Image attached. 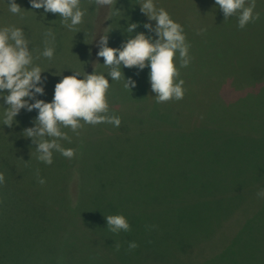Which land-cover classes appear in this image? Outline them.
Wrapping results in <instances>:
<instances>
[{
	"label": "rangeland",
	"instance_id": "374dc122",
	"mask_svg": "<svg viewBox=\"0 0 264 264\" xmlns=\"http://www.w3.org/2000/svg\"><path fill=\"white\" fill-rule=\"evenodd\" d=\"M212 1L154 0L157 8H164L171 18L183 27L186 42L190 45L189 55L191 57L189 65L183 68L180 67L178 53L174 59L179 71L177 82L180 79L184 81L183 88L185 92L183 99L157 103L156 94L151 90L149 67L146 66L144 69L139 70L136 67L127 68L121 66L125 79L131 78L136 84L134 88L130 85L129 91L124 87L125 81L123 78L118 81L111 80V77L107 75L110 69L103 65V58L97 56L100 34L108 35V47L112 48L121 47L122 43L126 42L130 36L134 37L136 33L142 32L146 36H152L153 39L156 38L154 32H149L143 27L145 23H150L153 27L156 24L154 20L149 21L140 11L139 4L143 0H116L115 6L112 7L98 6L92 0H81V7L87 9V12L83 23L77 26L79 32L70 31L64 27L58 14L45 13L43 8L33 9L29 0H15V3L22 8L18 14H13L9 11L8 0H0V27L16 26L22 28L24 33L27 34L30 49L36 46L44 48L45 32L49 29L53 32L55 52L51 60H43L41 69L48 72L46 74V76L48 75L47 77L45 74H41L44 81H52V85L55 87V84L60 81L62 76L71 75L73 71H81L86 74H92L95 71L105 74V78L110 83L106 93L109 103L108 115L119 116L121 123L118 127L110 123L84 124L81 129L77 130L79 135L73 133L70 128H64L65 132L71 137V143L62 140L60 143L63 147L76 150L77 142L84 141V144L89 148V150H84L83 154H79L76 151L72 159L63 156V160L68 159L67 162L70 168H73L72 161L76 165L77 162L80 163L81 158L88 159L89 165H94L98 160H101L100 163L106 162L108 159L117 160L116 154L114 157L106 156L104 153L109 151H104L103 149L114 140L118 142L126 139L132 140L130 143L131 156L125 153V163L123 164V168L125 171H130L129 173L143 172L145 174H153L154 171L159 172L163 168H170L173 165L175 169L180 167L184 172H187L191 167L198 166L199 161L193 160L190 156L178 158L181 155L179 154V144L166 142L163 137L164 132H173L174 129L183 123L188 126L196 124L197 117L194 113L203 104L205 108L213 105L225 106L228 104L230 97H234L232 100L235 103L237 102L235 99L243 103L246 96V87H249L253 80L259 79L261 74H264V61L262 60L264 57V44L258 43V46H255L256 43L253 40V37L258 36L260 28L254 30L251 35L246 34L239 37L238 42L232 43L235 40V33L229 27L227 19H224L222 10L215 3L213 5ZM114 7L121 11L116 14ZM259 12L260 10L254 11V13ZM232 17H235L238 21V14ZM255 22H259V19ZM129 23H137L139 26L132 33H127L126 28ZM232 29L237 31L238 26H233ZM75 33L78 35V42L73 43L74 41L69 39L73 38ZM32 38L34 39L31 40ZM257 49L262 51V55L259 56L257 54ZM41 50L43 51V49H40L37 52V56L40 55ZM72 50L78 51L73 52ZM229 72L230 76L227 78H219ZM213 74L215 77L213 76L204 81L205 78H208V75L211 76ZM77 78L82 79L83 77ZM262 81L263 83L257 94L258 96L262 95L259 98L260 101L254 99L249 104L253 110L259 111V117L256 116V112L251 122L258 124L249 126L252 129L250 132L254 134L255 131L253 129L257 127L256 130H258L264 126V80ZM211 91L214 92L210 94L209 92ZM217 98L224 100L225 103H218ZM51 101L52 99L49 102ZM0 104L2 105L1 101ZM229 112L234 114L233 106H230ZM240 119L242 122L249 121L245 113L240 118L239 116L231 117L233 123H237ZM197 123L203 126L201 122L197 121ZM256 134L257 136L259 135L258 132ZM16 135L11 145L12 149H17V145L20 142L18 137L21 134L18 133ZM233 138L231 134L226 133L223 136L219 131H216V136L212 135L211 137L202 133L194 145L197 144L199 146L198 151L201 153V150H205L201 144L202 142L220 141L222 145H218V147L223 149L226 147V143L232 141ZM172 139L170 137L167 138L169 141L174 140ZM22 143L26 145L27 150H30L33 144L31 138L26 137H24ZM53 156L62 155L59 152H54ZM141 159L144 160L141 161ZM195 159H197L196 156ZM76 167L78 168V165ZM53 171H49L50 175ZM221 177L223 181L218 183L215 181L216 176L211 177L212 183L208 184L210 189H218L220 195L228 185V182L225 184L228 178L226 176ZM239 177L241 180L244 179L242 175ZM137 185L136 181V186L134 187L137 188ZM234 187L243 188V185ZM220 206H224V203ZM95 207L97 206H91V209ZM248 207L249 209L244 210V212V207L241 206L232 215L221 218L218 222L220 226L217 233H215L214 237L209 238V241L197 238L195 240L196 245L186 251L176 250V248L168 250L166 252L168 255L164 256L163 259L168 258L169 260L166 259L164 262L167 264L168 261L169 264H208L207 259L210 256V252L208 251L209 246H207V243H213L214 238H218L221 233L227 232L225 241L238 237L234 243L236 245L235 248L248 247L252 244L256 247L253 250L249 249V252L246 253L244 250H235L233 246L232 250L242 256L238 260L244 261L247 259L244 255L250 254L249 260L251 262L261 258L263 260L262 264H264V202L259 216L251 215V212L261 208L259 201ZM155 208L160 209L161 207ZM146 209L148 210L149 208ZM8 210L12 216L10 215V219L6 220L7 223H2L0 227V264H44V249H39V252H36V248H33L31 243L34 236H36L34 224L16 219L13 207L9 206ZM71 210L73 209H69L68 206L64 205L60 216L66 219L64 222L59 223V228L60 230L62 229V232H57V234L53 235L55 241L47 235L44 237L48 241L47 254L51 255L54 252L59 253L64 249L67 250L66 253L64 252L65 259L62 257L64 259L62 264H128L127 255L130 253L127 251H125V257L110 256V244L113 238L109 239L107 236H113V232L108 230L107 224H101L98 220L89 218L93 210L85 212L80 210L75 211V213L71 212ZM149 219L154 223H160L163 217H161V214L156 216L153 213ZM177 220V218L174 219V223L179 227L180 223ZM257 226H260V228H256ZM251 230H253L252 233ZM244 233H246L248 238L240 239L242 235H244L242 237H246ZM193 236H196V234ZM155 238L159 246H157L156 250L149 252L151 256H156L158 253L163 252L165 242L169 239L165 233L160 232L156 233ZM68 243H71V245H68ZM230 243L229 241L228 246ZM222 247L224 248V246ZM217 251L221 252L223 249L220 248ZM37 254L40 255L39 258L36 257ZM252 254H256V258L252 259ZM238 260L227 261L226 264H242ZM45 264L48 263L45 262ZM49 264L51 263L49 262Z\"/></svg>",
	"mask_w": 264,
	"mask_h": 264
},
{
	"label": "trees",
	"instance_id": "16d2710c",
	"mask_svg": "<svg viewBox=\"0 0 264 264\" xmlns=\"http://www.w3.org/2000/svg\"><path fill=\"white\" fill-rule=\"evenodd\" d=\"M212 2L214 5L215 1ZM259 10L261 15L259 22H250L243 29L238 27L237 31L232 29L233 26H238L236 18H227L229 27L235 33V40L232 43L238 42L239 37L246 34L251 35L254 30L260 28L258 36L253 37V40L256 43L255 46H258V43L264 44V0H256L254 11ZM25 36L28 39L27 34ZM77 39L78 35L75 33L73 38L69 40L76 43L78 42ZM40 49L44 48L36 46L30 50L34 56V64L42 67L43 60H47V58L40 56L39 59H35ZM72 51L77 52L78 50ZM257 54L262 55V51L257 49ZM262 60L264 61V57ZM47 73V71H44L41 74L46 76ZM213 76L214 74L208 75V78H205L204 81ZM228 76H230V72L219 78L225 79ZM262 80H264V74H261L259 79L253 80L251 85L246 87V96L243 103H240L238 99H235L237 101L235 103L232 100L234 97H230L228 104L225 106L213 105L205 108L203 104L194 113L197 117L196 124L188 126L183 123L173 132H164L163 137L166 142L179 144V154L181 155L178 158L190 156L193 160L199 161L197 167H191L187 172H184L180 167L175 169L174 165L170 168L165 167L163 170L159 168L161 171H154L153 174L125 171L123 168L125 163L124 154L128 153L131 156L130 143L132 140L130 141V139L118 142L114 140L104 147V151H109L104 155L114 157L116 154L117 160L108 159L103 163L98 160L94 165H89L88 159L81 158L80 163L77 162L76 164L78 168L73 161V168H70L67 162L68 159L63 160V156H53V163L46 165L37 160L38 153L35 144H32L31 149L27 150L26 145L22 143L24 139L22 131L29 128V126H34L33 121L38 114V110L33 109L29 112L21 109L19 114L14 117L15 122L13 125L8 127L2 125L3 112L7 105L3 99H0L2 103V105L0 104V173L5 176L4 184L0 185V227L2 223H7L6 220L10 219L11 214H9L8 207H13L16 219L34 224L36 236H34L31 243L33 248H36V252H39V249H44V264L45 262L48 264L49 262L51 264H62L65 259L64 252L66 253L67 250L64 249L59 253L54 252L51 255L47 254L48 241L44 237L47 235L55 241L53 235L62 232L59 223L64 222L66 219L60 216L64 205L68 206L69 209H73L71 210L73 213L80 210H84L83 212L93 210L89 218L98 220L101 224H107L105 218L107 215L123 214L130 222L131 230L128 232L121 231L118 234L112 233L113 236L110 235L111 237L107 236L109 239L113 238L110 244V256L125 257V251H127L130 253L127 255L128 264H167L164 261L168 258L163 259V257L168 255L166 253L168 250L176 248V250L186 251L196 245L195 240L197 238L209 241V238L214 237L219 229V220L230 214L232 215L241 206L244 207V211L249 209V205H254V202L259 201L261 208L251 212L252 216H259L264 202V197L257 195L264 187V126L258 130H256L257 127L253 129L255 134L250 132L252 129L249 126L258 124L251 122L256 112V116L259 117V111L253 110L249 104L254 99L260 101L259 98L262 95L261 93V96L257 94L263 83ZM213 92L209 93L212 94ZM4 94H7L6 90ZM53 94L52 81L45 80L44 94L42 96L37 94L36 99L49 102L50 99H53ZM220 98H217L218 103H225ZM32 102L34 101L29 100V103ZM230 106H233L234 114L229 112ZM244 113L249 121L242 122L240 119L237 123L232 122L231 117L239 116L240 118ZM197 121L201 122L203 126H200ZM202 128L207 129L202 130ZM62 130L65 131L64 128ZM175 130L177 131L175 132ZM215 130L221 132L223 136L226 133L231 134L234 138L232 141L227 142L226 147L223 149L218 147V145H222L218 140V142H200L205 150H201V153H199V146L194 145L196 140L200 138L202 133L209 137L216 136ZM256 132L259 133L258 136ZM18 133L21 134L18 137L20 142L17 149H12L11 145ZM168 137L174 140L169 141L167 140ZM80 142H77L76 151L83 154L84 150H89V148L84 144V141ZM195 156L197 159H195ZM90 166L93 168L91 169ZM36 169L40 170V177L45 180L43 185L38 182ZM52 170L54 171L50 175L49 171ZM240 175L244 176L243 180L240 179ZM213 176H216L215 181L217 183L223 181L221 176L228 178V181H225V184L228 182V185L221 192V195L218 193V189L208 187V184L212 183L210 179ZM136 181L138 183L137 188L134 187ZM241 184L243 188L234 187ZM217 202L220 203L215 204ZM222 203H224V206L221 207ZM95 205L97 207L91 209V206ZM155 207L161 208L157 209ZM153 213L156 216L161 214L163 220L161 219L160 223L151 221L149 217ZM176 218L180 223L179 227L174 223ZM188 220L191 221V225ZM256 228H260V226ZM158 232L165 233L169 239L165 242V252L163 250L156 256H151L149 252L156 250L159 246L155 238ZM194 234L196 236H193ZM244 234L246 236V233ZM242 236L240 239L248 238ZM226 237L227 232H223L218 238L213 239V243H207L210 252L207 259L208 264H226L227 261L238 260L242 257L232 250V247L235 248L236 246L234 243L238 237L225 241ZM131 241H135L138 247L129 250L128 243ZM229 241L231 243L228 246ZM117 243L120 245L119 251L115 247ZM68 245H71V243H68ZM219 247L223 251H217L220 249ZM255 248L252 244L248 247L235 248V250H244L248 253L249 249L253 250ZM244 256L247 259L244 261L238 260L239 263L262 264L263 260L261 258L251 262L249 260L250 254ZM36 257L39 258L40 255L37 254ZM254 258H256V254H252V259Z\"/></svg>",
	"mask_w": 264,
	"mask_h": 264
},
{
	"label": "clouds",
	"instance_id": "9594fccd",
	"mask_svg": "<svg viewBox=\"0 0 264 264\" xmlns=\"http://www.w3.org/2000/svg\"><path fill=\"white\" fill-rule=\"evenodd\" d=\"M33 9L43 8L45 13L51 12L61 17V23L70 31L79 32L77 26L83 23L87 9L81 7V0H29ZM98 6H115L116 0H92ZM9 11L18 14L21 7L15 0H8ZM215 4L222 10L224 19L238 14V27L240 29L258 20L259 13H254L256 0H215ZM140 11L149 21L156 22L155 27L145 23L143 27L155 33L146 36L136 33L130 36L119 48L108 47V35H101L98 41V57L104 60V66L110 71L107 73L111 80L125 81L124 87L130 91L135 87V81L125 79L121 66L139 70L146 66L150 68L149 80L151 90L156 94V102L164 103L170 100H181L184 97V81L177 82L179 71L174 63L176 54H179L180 67H187L191 61L189 55L190 45L186 42L183 27L174 21L164 8H157L154 0H143ZM121 10L114 7L118 14ZM139 25L129 23L126 31L132 33ZM205 31V30H202ZM45 47L39 56L51 60L54 56V34L49 29L45 32ZM51 38V39H48ZM147 62V64H146ZM44 70L34 64V56L29 49V40L22 28L16 26L0 27V99H3L7 108H4L2 125L11 127L14 117L21 109L31 112L38 110L33 127L24 129L23 136L31 138L36 145L37 160L46 165L53 163V153L59 152L62 156L72 159L76 150L65 148L60 141L71 143V137L62 128H70L79 135L78 129L84 124L97 125L110 123L118 127L121 123L119 116L108 115L109 103L106 93L110 87L105 74L93 71L86 74L73 71L71 75L62 76L55 84L53 99L45 102L36 99L37 94H44ZM59 75V74H58ZM83 77L78 79L77 77ZM5 90L7 94L5 95ZM29 100L34 102L29 103ZM83 121V123H81ZM27 163V162H26ZM40 170L36 169V176L40 184L45 180L40 177ZM5 182V176L0 173V185ZM257 195L264 197V189ZM108 229L113 233L128 232L131 226L123 214L108 215L105 217ZM119 251L120 245H115ZM135 241L128 243L129 250L137 248Z\"/></svg>",
	"mask_w": 264,
	"mask_h": 264
}]
</instances>
